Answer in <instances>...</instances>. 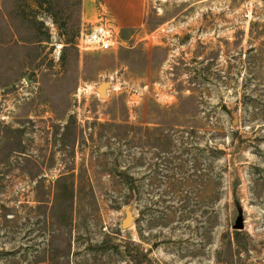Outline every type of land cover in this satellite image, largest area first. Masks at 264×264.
Segmentation results:
<instances>
[{
  "label": "rangeland",
  "instance_id": "1",
  "mask_svg": "<svg viewBox=\"0 0 264 264\" xmlns=\"http://www.w3.org/2000/svg\"><path fill=\"white\" fill-rule=\"evenodd\" d=\"M101 20L0 0V264H264V0Z\"/></svg>",
  "mask_w": 264,
  "mask_h": 264
},
{
  "label": "crops",
  "instance_id": "2",
  "mask_svg": "<svg viewBox=\"0 0 264 264\" xmlns=\"http://www.w3.org/2000/svg\"><path fill=\"white\" fill-rule=\"evenodd\" d=\"M146 0H82L85 20L109 18L118 27L138 28L144 16ZM101 18V19H100Z\"/></svg>",
  "mask_w": 264,
  "mask_h": 264
},
{
  "label": "built area",
  "instance_id": "3",
  "mask_svg": "<svg viewBox=\"0 0 264 264\" xmlns=\"http://www.w3.org/2000/svg\"><path fill=\"white\" fill-rule=\"evenodd\" d=\"M81 43L88 50H109L117 42L118 36L107 21L100 20L90 34L82 35Z\"/></svg>",
  "mask_w": 264,
  "mask_h": 264
},
{
  "label": "water",
  "instance_id": "4",
  "mask_svg": "<svg viewBox=\"0 0 264 264\" xmlns=\"http://www.w3.org/2000/svg\"><path fill=\"white\" fill-rule=\"evenodd\" d=\"M108 86L106 85V84H102V85H100L99 87H98V93L100 94V97L101 98H106V97H108V95H107V93H106V88H107ZM132 221H133V216H132V214L131 213H127V215H126V219L123 221V223H122V228H126V227H128V226H130L131 225V223H132ZM239 228H241V227H239Z\"/></svg>",
  "mask_w": 264,
  "mask_h": 264
}]
</instances>
